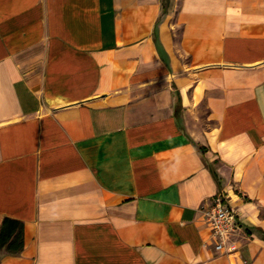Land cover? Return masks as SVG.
I'll return each instance as SVG.
<instances>
[{"label": "crops", "instance_id": "crops-1", "mask_svg": "<svg viewBox=\"0 0 264 264\" xmlns=\"http://www.w3.org/2000/svg\"><path fill=\"white\" fill-rule=\"evenodd\" d=\"M5 217L0 264H264V0H0Z\"/></svg>", "mask_w": 264, "mask_h": 264}, {"label": "built area", "instance_id": "built-area-1", "mask_svg": "<svg viewBox=\"0 0 264 264\" xmlns=\"http://www.w3.org/2000/svg\"><path fill=\"white\" fill-rule=\"evenodd\" d=\"M201 213L210 231V239L215 250L231 254L237 251V244L230 240L241 224L236 210L219 194L209 205L201 208Z\"/></svg>", "mask_w": 264, "mask_h": 264}, {"label": "trees", "instance_id": "trees-1", "mask_svg": "<svg viewBox=\"0 0 264 264\" xmlns=\"http://www.w3.org/2000/svg\"><path fill=\"white\" fill-rule=\"evenodd\" d=\"M200 152L203 151V147H198ZM8 225H14L15 228L19 227L18 231L12 237L13 231L8 229ZM22 226L21 224L11 218L5 217L2 220L0 226V249L5 246L6 251L18 252L22 247Z\"/></svg>", "mask_w": 264, "mask_h": 264}]
</instances>
